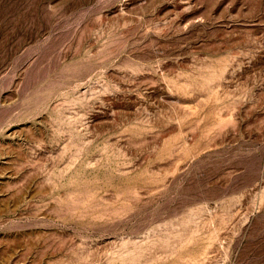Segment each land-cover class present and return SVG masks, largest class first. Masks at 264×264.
<instances>
[{
	"label": "rangeland",
	"instance_id": "obj_1",
	"mask_svg": "<svg viewBox=\"0 0 264 264\" xmlns=\"http://www.w3.org/2000/svg\"><path fill=\"white\" fill-rule=\"evenodd\" d=\"M0 264H264V0H0Z\"/></svg>",
	"mask_w": 264,
	"mask_h": 264
}]
</instances>
